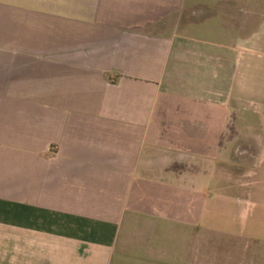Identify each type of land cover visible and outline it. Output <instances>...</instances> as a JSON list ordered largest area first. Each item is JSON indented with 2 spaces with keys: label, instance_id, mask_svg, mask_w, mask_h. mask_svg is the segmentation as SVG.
<instances>
[{
  "label": "crops",
  "instance_id": "obj_1",
  "mask_svg": "<svg viewBox=\"0 0 264 264\" xmlns=\"http://www.w3.org/2000/svg\"><path fill=\"white\" fill-rule=\"evenodd\" d=\"M0 264H264V0H0Z\"/></svg>",
  "mask_w": 264,
  "mask_h": 264
},
{
  "label": "rangeland",
  "instance_id": "obj_2",
  "mask_svg": "<svg viewBox=\"0 0 264 264\" xmlns=\"http://www.w3.org/2000/svg\"><path fill=\"white\" fill-rule=\"evenodd\" d=\"M211 238V237H208ZM212 240H210V248L211 251L209 254V256H213L211 258H208V263H213L215 261V259H223L225 260L223 257L224 256H229V251H230V244L229 242H221L219 239H215L214 237L211 238ZM216 256V257H215Z\"/></svg>",
  "mask_w": 264,
  "mask_h": 264
}]
</instances>
